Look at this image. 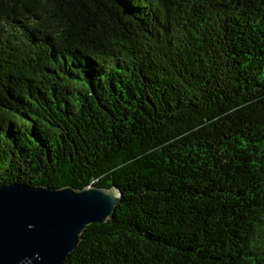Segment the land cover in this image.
I'll use <instances>...</instances> for the list:
<instances>
[{"label": "trees", "instance_id": "16d2710c", "mask_svg": "<svg viewBox=\"0 0 264 264\" xmlns=\"http://www.w3.org/2000/svg\"><path fill=\"white\" fill-rule=\"evenodd\" d=\"M116 189L62 264H264V0H0V186Z\"/></svg>", "mask_w": 264, "mask_h": 264}, {"label": "water", "instance_id": "95a60500", "mask_svg": "<svg viewBox=\"0 0 264 264\" xmlns=\"http://www.w3.org/2000/svg\"><path fill=\"white\" fill-rule=\"evenodd\" d=\"M119 202L116 189L0 186V264H62Z\"/></svg>", "mask_w": 264, "mask_h": 264}]
</instances>
